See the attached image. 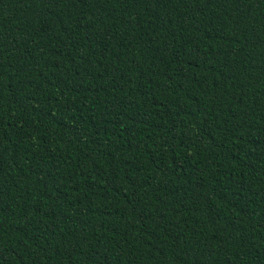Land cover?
<instances>
[{"label": "trees", "instance_id": "obj_1", "mask_svg": "<svg viewBox=\"0 0 264 264\" xmlns=\"http://www.w3.org/2000/svg\"><path fill=\"white\" fill-rule=\"evenodd\" d=\"M0 264H264V0H0Z\"/></svg>", "mask_w": 264, "mask_h": 264}]
</instances>
